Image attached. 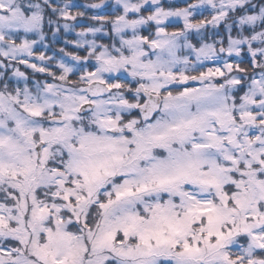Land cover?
Segmentation results:
<instances>
[{"label": "snow or ice", "instance_id": "1", "mask_svg": "<svg viewBox=\"0 0 264 264\" xmlns=\"http://www.w3.org/2000/svg\"><path fill=\"white\" fill-rule=\"evenodd\" d=\"M0 264H264V0H0Z\"/></svg>", "mask_w": 264, "mask_h": 264}, {"label": "trees", "instance_id": "2", "mask_svg": "<svg viewBox=\"0 0 264 264\" xmlns=\"http://www.w3.org/2000/svg\"><path fill=\"white\" fill-rule=\"evenodd\" d=\"M79 2L83 4V3H86V2H90V0H79ZM164 2H165V4H167L169 2V0H164ZM175 2L179 3L180 1H176L175 0ZM59 46H62V44L61 45H58V47Z\"/></svg>", "mask_w": 264, "mask_h": 264}, {"label": "rangeland", "instance_id": "3", "mask_svg": "<svg viewBox=\"0 0 264 264\" xmlns=\"http://www.w3.org/2000/svg\"><path fill=\"white\" fill-rule=\"evenodd\" d=\"M176 1H180V0H176ZM72 36H74V34H71V35H70V38H71Z\"/></svg>", "mask_w": 264, "mask_h": 264}]
</instances>
